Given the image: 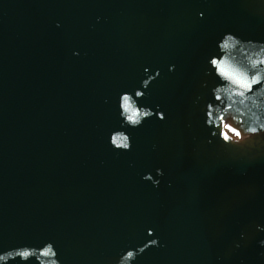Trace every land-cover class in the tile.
I'll return each instance as SVG.
<instances>
[{
  "label": "water",
  "instance_id": "obj_1",
  "mask_svg": "<svg viewBox=\"0 0 264 264\" xmlns=\"http://www.w3.org/2000/svg\"><path fill=\"white\" fill-rule=\"evenodd\" d=\"M226 32L264 42V0H0V247L116 264L151 228L164 247L134 264H264V138L222 145L201 111ZM145 67L160 76L141 103L165 119L114 151L118 97Z\"/></svg>",
  "mask_w": 264,
  "mask_h": 264
},
{
  "label": "clouds",
  "instance_id": "obj_2",
  "mask_svg": "<svg viewBox=\"0 0 264 264\" xmlns=\"http://www.w3.org/2000/svg\"><path fill=\"white\" fill-rule=\"evenodd\" d=\"M204 13L198 14L203 18ZM99 20V18H97ZM59 27V23L56 25ZM218 55H212L206 60L205 74L214 77L218 83L210 88L207 100L202 107L203 122L206 128L214 129L222 145L242 147L253 145L264 138V42L242 40L231 32H226L217 41ZM73 55H79L73 52ZM175 65H169L168 71L173 72ZM144 77L140 86L131 91L122 92L118 97L117 110L119 126L109 131L108 144L114 151H131L132 141L127 129H136L145 120L156 117L163 121L165 114L156 106L152 108L141 103L152 82L160 76V70L150 73V69H143ZM162 168L152 173L144 174L141 179L151 183L155 188L163 177ZM170 186V185H169ZM255 231L264 233V224H256ZM146 240L140 246L128 247L122 250L116 264H134L147 249L164 247L155 237L154 229L146 230ZM240 239L245 240L246 234L241 232ZM260 249H264V239L257 241ZM235 247L239 249L240 243ZM264 256V252L260 253ZM220 258H218L219 260ZM0 264H63L54 242L46 241L38 245H19L10 248L0 247ZM240 264H246L244 258Z\"/></svg>",
  "mask_w": 264,
  "mask_h": 264
}]
</instances>
